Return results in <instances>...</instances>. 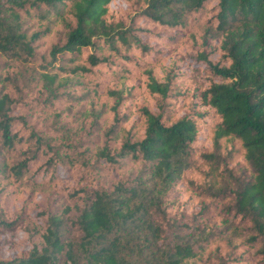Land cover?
Wrapping results in <instances>:
<instances>
[{
    "label": "trees",
    "instance_id": "1",
    "mask_svg": "<svg viewBox=\"0 0 264 264\" xmlns=\"http://www.w3.org/2000/svg\"><path fill=\"white\" fill-rule=\"evenodd\" d=\"M68 1L0 64V264H264V0H0V52Z\"/></svg>",
    "mask_w": 264,
    "mask_h": 264
},
{
    "label": "rangeland",
    "instance_id": "2",
    "mask_svg": "<svg viewBox=\"0 0 264 264\" xmlns=\"http://www.w3.org/2000/svg\"><path fill=\"white\" fill-rule=\"evenodd\" d=\"M71 1H68L67 3L64 2L63 4H46L41 6L30 5L28 7V11L25 12L21 10L22 15L21 19L24 21V26L28 27L29 29L32 28H46V26H49L48 33L41 37L40 40L37 42L38 47L36 48L35 54V61H24L22 65L18 64V61H14L10 54H4L0 52V64L3 66L6 63L12 62L11 65L7 68V70L10 71L11 77L15 78V82L19 84H28L30 82V75L32 73L33 66L37 65V61L40 58L41 50L39 48V45L42 44L45 48L50 45L52 42H54L57 39H61L64 37L65 31L68 29L67 23L74 24L75 17L67 14V9L69 8V4ZM62 11L63 13H61ZM44 14V16H43ZM57 14H60L57 15ZM240 23V20H235V24L238 25ZM132 25L134 26H140V23L137 19H134L132 22ZM145 26H148L145 24ZM159 28L158 27H152L151 32L149 33V36H145V40L149 41L150 44H153V34H157ZM134 32H140L141 35L147 34V31H144V29H141L140 31L135 30ZM170 34V33H169ZM169 34H166L165 36H169ZM182 40V39H181ZM180 41V40H179ZM182 43V42H181ZM170 44L168 39H162V42L159 44H155L151 47V51L153 49H159L160 46ZM9 59V60H8ZM13 60V61H12ZM58 64V62L56 61ZM39 65V64H38ZM120 68L122 65H119ZM135 67V66H134ZM9 84V81L7 82ZM20 87V86H19ZM32 98V94L29 93L26 95L23 101H30ZM63 102V101H62Z\"/></svg>",
    "mask_w": 264,
    "mask_h": 264
}]
</instances>
